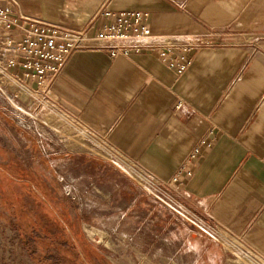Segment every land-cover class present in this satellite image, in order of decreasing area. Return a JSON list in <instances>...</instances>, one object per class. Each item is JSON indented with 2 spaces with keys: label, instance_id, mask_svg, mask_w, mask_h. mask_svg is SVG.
<instances>
[{
  "label": "crops",
  "instance_id": "0c3cea01",
  "mask_svg": "<svg viewBox=\"0 0 264 264\" xmlns=\"http://www.w3.org/2000/svg\"><path fill=\"white\" fill-rule=\"evenodd\" d=\"M18 2L26 15L90 37L107 8L147 13L157 44L203 42L180 75L154 52L112 56L86 44L48 97L159 180L184 167L172 187L195 222L176 218L175 233L192 252L209 243L198 224L211 225L264 261V0Z\"/></svg>",
  "mask_w": 264,
  "mask_h": 264
},
{
  "label": "rangeland",
  "instance_id": "374dc122",
  "mask_svg": "<svg viewBox=\"0 0 264 264\" xmlns=\"http://www.w3.org/2000/svg\"><path fill=\"white\" fill-rule=\"evenodd\" d=\"M172 185L150 184L48 96L0 92V264H264L211 225L196 223L209 243L192 252Z\"/></svg>",
  "mask_w": 264,
  "mask_h": 264
},
{
  "label": "built area",
  "instance_id": "2783aa9c",
  "mask_svg": "<svg viewBox=\"0 0 264 264\" xmlns=\"http://www.w3.org/2000/svg\"><path fill=\"white\" fill-rule=\"evenodd\" d=\"M97 17L102 20V25L90 37L86 32H72L24 14L18 0H0V92L4 95L49 96L53 83L72 53L86 44L106 49L112 56L154 52L168 68L180 75L191 63L188 53L203 43L157 44L147 23L148 14L142 11L103 8ZM100 141L118 158L134 163L152 185L169 187L181 177L183 166L170 182H163Z\"/></svg>",
  "mask_w": 264,
  "mask_h": 264
}]
</instances>
